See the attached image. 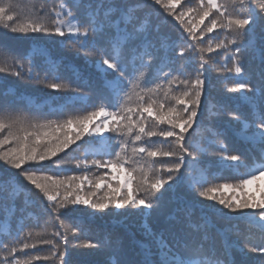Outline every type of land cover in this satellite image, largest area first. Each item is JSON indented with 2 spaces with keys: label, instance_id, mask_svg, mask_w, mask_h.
<instances>
[{
  "label": "snow or ice",
  "instance_id": "obj_1",
  "mask_svg": "<svg viewBox=\"0 0 264 264\" xmlns=\"http://www.w3.org/2000/svg\"><path fill=\"white\" fill-rule=\"evenodd\" d=\"M150 2L179 23L178 38L161 34L149 0H56L50 15L43 14V6L22 15L14 0H0V27L22 36L63 38L60 44L83 55L102 75L95 88L74 83L61 78L55 59L45 56L37 66L38 48L21 57L0 46V73L67 94L50 96L47 111L31 117L0 103V219L8 237H0V264H71L69 244L85 250L75 253L82 257L79 264H100L90 259L98 255L112 257L111 264H236L233 250L243 258L240 264H249V254L258 257L253 264H264V195L225 199L214 194L243 191L264 179V0ZM212 72L222 78L225 93L235 95L208 99ZM72 76L82 79L76 72ZM241 106L248 111L242 113ZM221 114L227 117L222 128L212 120ZM198 130L206 135L192 143L191 133ZM229 131L247 146L243 151L225 147ZM80 149L83 157L73 159L82 173L60 176L66 171L62 165ZM213 153L216 173L210 172L212 162L202 159ZM241 168L247 171L236 184L210 180ZM89 169L96 172L90 176ZM115 173L123 174V183L113 184ZM181 187L199 199L178 197ZM165 202L175 207L153 228L149 218ZM41 206L58 222L51 239H35L27 226L31 209ZM96 214L143 217L141 238L129 231L80 243V221ZM241 224L259 230L260 242L243 236L242 244ZM39 245H50L49 253L31 251Z\"/></svg>",
  "mask_w": 264,
  "mask_h": 264
},
{
  "label": "trees",
  "instance_id": "obj_2",
  "mask_svg": "<svg viewBox=\"0 0 264 264\" xmlns=\"http://www.w3.org/2000/svg\"><path fill=\"white\" fill-rule=\"evenodd\" d=\"M56 0H14V3L18 5V12L23 14H35L37 11L41 9L43 6V14L50 15V8L53 7ZM196 0H184V3L195 4ZM150 7L149 11L152 16V20L159 24L161 29V34L168 36L172 39L178 38L181 33H183V29L180 27L179 23L173 19V17L168 16L165 10L160 5H151L149 0ZM179 11V8L177 9ZM187 20V18H186ZM195 22V21H194ZM207 23V20L205 21ZM184 35H187L184 33ZM210 35L215 36L216 33H212ZM63 39L60 37H49L43 35H32L22 36L20 34H14L0 27V46H3L6 49L11 50L12 53L19 54V56L23 57L27 54H31L32 50L39 49L34 54V63L37 66H40L45 58V56L50 57L51 59H55L59 65V75L64 79H73L74 83H82L86 86L90 85L95 88L102 81V75L97 73L96 69L93 67L91 63H85V57L83 55H77L76 52L65 48L64 45L60 44L59 41ZM207 39V37H205ZM90 61H94L97 58L94 56H90L87 58ZM28 72V62L24 61V69L23 73L26 76ZM76 72L79 77L82 79H74L72 74ZM42 75V73H41ZM210 83L208 84L207 97L208 99L221 100L226 95H235V94H227L224 91V82L222 78H218L217 74L212 72L209 73ZM7 91V96H0V103H7L12 109H15L22 115L28 116H36L42 112L47 111V104L51 103L49 97L50 96H60L67 95L52 93L51 90L44 88L41 85L36 84L35 82H30L27 79H20L15 76L9 75L7 73H0V93H5ZM91 100L93 103L97 102V97L94 93H89ZM59 103L64 104L65 101L61 100ZM235 103V102H233ZM203 106V105H202ZM70 111L73 109H69ZM240 111L242 113H246L248 111L246 106H241ZM207 117V113L205 114ZM213 122L218 127H224L227 122V117L224 115H217L212 117ZM98 122V121H97ZM74 130V129H73ZM202 135H206V133H202L201 131H197L191 133L192 143H199L202 139ZM85 139H88L85 137ZM78 143H83V141H79ZM223 143L226 148L230 151L239 148L240 150H244L246 145H244L239 138L232 132L229 133L223 138ZM75 147V146H73ZM71 149H69V152ZM61 155H67L66 153H62ZM84 152L83 149L77 150L72 153V156L68 157L70 163L62 165L63 168L66 169L65 172H60V176L64 175H79L82 173V169H77L75 167L74 159L83 157ZM59 159V157H57ZM205 162L211 161V165H209L210 172L216 173L219 169L216 167V160L218 156L213 154L204 156L202 158ZM53 170H55V166H52ZM47 171V170H46ZM104 170H101L103 172ZM247 170L241 168L239 173H233L229 171L223 172V179H211L212 183H223L227 180L229 183L236 184L239 182V179ZM96 172L95 169H89L88 174L92 176ZM49 174H52L49 172ZM117 179L113 180V184L120 182L123 183L124 176L122 173H115ZM22 179V178H21ZM25 185L28 189H31V185ZM264 179L257 181L256 184L248 186L243 191L237 189L235 191L229 189L224 190L221 189L218 192L214 193L218 197H224L225 199H229L231 197H236L237 199H241L247 196H255L259 199L262 195H264ZM101 191H103V186ZM190 194L191 196L196 197L195 193H189L186 187H181L177 190L176 195L184 196ZM31 196L33 200L38 199V194L34 189H31ZM24 194L17 199V207L22 206ZM46 203V201H45ZM205 204L212 203L209 201H204ZM174 204H169L165 202L163 206L158 209L157 213L149 218V223L153 228H159L164 221L167 219L168 214L174 209ZM219 207V205H217ZM34 213L30 220L27 221V226L32 228L33 237L37 240L40 239H51L52 233L55 230L54 225L58 227V222L55 221V214H49L43 211L41 207H34L31 209ZM90 211V210H85ZM81 227L83 228V233L80 236V243L84 241V239H97L107 233L113 234H125L127 232H136L137 238H141L139 234L140 225L144 223L143 217H132L130 219H125V217H113L104 214H96L95 216H90L86 218H82L80 221ZM218 226H222L221 222H217ZM65 224L71 228L72 224L65 219ZM4 225L5 221L0 219V237H3L5 240L8 237L4 233ZM16 227V218L13 217L11 220V230L15 231ZM242 237L241 243L243 244V236H251L252 243H259L262 237V234L257 229H249V226L245 224L240 225ZM62 231V230H61ZM39 232L40 236H36V233ZM235 238V237H233ZM73 238L69 235V240ZM68 249L71 253H73L67 259L70 260L71 264H79V261L82 259L79 255L75 253L85 251L82 248H73L71 244H69ZM50 245H39L38 249L31 251H39L42 255H47L49 253ZM250 261L249 264H253L254 261L258 259L254 254H249ZM93 261L100 262L103 264L104 261H108V264H111L112 257L105 255H98L90 258ZM232 259L236 262V264H240V261L243 259L238 251L233 250ZM35 264H53L52 261H37Z\"/></svg>",
  "mask_w": 264,
  "mask_h": 264
}]
</instances>
